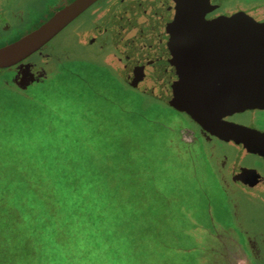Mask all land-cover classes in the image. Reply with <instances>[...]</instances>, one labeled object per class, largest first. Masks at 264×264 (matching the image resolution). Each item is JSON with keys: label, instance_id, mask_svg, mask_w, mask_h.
I'll return each instance as SVG.
<instances>
[{"label": "rangeland", "instance_id": "374dc122", "mask_svg": "<svg viewBox=\"0 0 264 264\" xmlns=\"http://www.w3.org/2000/svg\"><path fill=\"white\" fill-rule=\"evenodd\" d=\"M54 2L0 0V32L37 28L43 22L34 11ZM94 4L47 44L59 56L47 78L30 70L40 50L0 71V156L34 151L43 160H71L81 182L96 174L109 188L118 184L120 204L138 213L125 219L124 231L133 225L129 235L143 256L264 264V190L225 195L211 161L188 145L180 114L115 77L112 67L130 62ZM248 160L264 174V159Z\"/></svg>", "mask_w": 264, "mask_h": 264}, {"label": "flooded vegetation", "instance_id": "af4514ba", "mask_svg": "<svg viewBox=\"0 0 264 264\" xmlns=\"http://www.w3.org/2000/svg\"><path fill=\"white\" fill-rule=\"evenodd\" d=\"M70 1L55 0L52 6L34 11L35 17L42 23ZM96 7L104 15L101 18L108 33L130 62L129 67L113 66L115 77L180 114L188 145L211 161L225 195L263 192L264 174L247 159H264V102L239 110L195 114L177 99L191 98L192 94L184 92L189 80L194 88L230 89L226 93L229 98L240 95L233 83L247 80L251 84L241 89L243 97L264 95V60L242 70H218L215 76L191 71L184 75L180 69L203 52L246 34L256 36L246 39L243 52L264 44V0H99ZM35 28L20 31L13 26L6 33L0 32V47ZM98 39L93 36L91 41ZM47 44L40 49L42 58L30 69L41 78H47L59 59L50 53Z\"/></svg>", "mask_w": 264, "mask_h": 264}, {"label": "trees", "instance_id": "16d2710c", "mask_svg": "<svg viewBox=\"0 0 264 264\" xmlns=\"http://www.w3.org/2000/svg\"><path fill=\"white\" fill-rule=\"evenodd\" d=\"M73 169L34 151L0 156V264H167V253L138 252L132 224L124 231L136 212L120 204L119 185L96 174L81 182Z\"/></svg>", "mask_w": 264, "mask_h": 264}, {"label": "water", "instance_id": "95a60500", "mask_svg": "<svg viewBox=\"0 0 264 264\" xmlns=\"http://www.w3.org/2000/svg\"><path fill=\"white\" fill-rule=\"evenodd\" d=\"M99 0H71L63 4L59 9L47 18L37 28L24 34L20 38L0 47V69L10 68L21 63L23 60L40 50L52 38H54L69 23L76 19L85 10ZM256 36L255 33L238 37L221 47L213 48L201 54V57H194L190 65L180 68L184 70V75L201 72L207 76L218 75V70H242L250 63H258L264 60V44L257 46L248 52H243L246 39ZM263 55V56H262ZM192 60V59H191ZM177 72H179V70ZM192 80L187 81L184 92L192 94L191 98H178L177 102L192 113H221L230 110H239L255 104L264 102V95L243 97L241 89L246 84H251L247 80H240L233 83V87L238 88L240 95L229 98L226 93L230 89L217 87L194 88L191 86ZM263 104V103H262Z\"/></svg>", "mask_w": 264, "mask_h": 264}]
</instances>
